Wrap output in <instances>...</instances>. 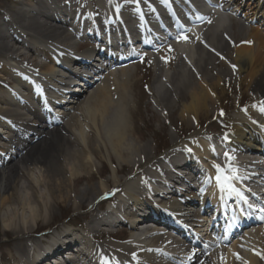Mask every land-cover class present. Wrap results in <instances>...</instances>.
<instances>
[{
  "label": "bare ground",
  "instance_id": "obj_1",
  "mask_svg": "<svg viewBox=\"0 0 264 264\" xmlns=\"http://www.w3.org/2000/svg\"><path fill=\"white\" fill-rule=\"evenodd\" d=\"M206 7L216 13L188 5L187 0H10L0 11V223L7 238L4 245L13 251L4 258L5 264H52L51 255H63L64 250L71 252L65 264H264V221H256L264 214L259 211L263 203L253 216L237 196L221 190L216 182L207 185L206 176L199 178L216 175L212 165L219 164L235 169L238 178L233 186L243 195L246 188L264 182L260 157L264 155V110L258 105L264 103V42L249 33L244 41L229 46L236 38L222 29L221 22L228 19L233 30L241 31L253 19L252 7L241 13L236 0H213ZM238 12L240 22L234 18ZM156 24L170 33L157 30ZM185 24L193 35L201 30L199 37L195 35L197 40L182 35ZM130 36L144 41L142 49ZM82 38L92 45L79 53L87 46L80 42ZM146 39L166 43L160 54L145 57L155 64L154 86L148 92L157 113L170 116L176 109L181 121L198 127L225 109V91L235 93L228 87L230 81L249 91V100L258 102L235 109L227 117L225 134L211 149L202 139L212 137L196 129V138L174 143L172 139L171 150L149 152L148 144L139 145L132 137L133 67H120L118 62L136 56L132 47L127 51L134 41L144 53ZM182 43L190 49L180 48ZM107 54L119 58L101 60ZM38 57L46 62L40 63ZM100 60L102 70L97 71ZM164 66L170 73H164ZM28 93L29 100L24 97ZM58 136L71 148L54 170L53 162L41 155L47 145L40 147ZM33 147L39 149L28 156ZM224 147L232 153L224 152ZM217 158L220 163L215 162ZM105 161L111 169L108 178L95 172L97 164ZM123 166L130 171L120 177ZM80 182L87 187L76 190ZM148 189L163 197L160 202L152 201ZM99 195L109 198L110 211L98 205L97 210L93 208ZM87 202L90 207L84 212L86 224L81 232L52 233L56 240L41 249L44 240L34 237L38 231L49 234L57 212L64 213L67 206L77 212ZM210 206L231 220L223 225V236L232 229L233 235L227 245L219 247V241L207 240V250L212 252L205 256L203 249L192 251L188 241L174 239L170 226L176 224L175 218L197 230L206 228ZM122 213L128 240L120 244L103 241L109 235L106 228L116 225ZM155 221L162 224L152 225ZM239 228L243 231L237 234ZM182 232L190 235L188 230ZM81 239L85 244L77 245ZM91 239L97 243H89ZM78 247L84 251H76Z\"/></svg>",
  "mask_w": 264,
  "mask_h": 264
},
{
  "label": "rangeland",
  "instance_id": "obj_2",
  "mask_svg": "<svg viewBox=\"0 0 264 264\" xmlns=\"http://www.w3.org/2000/svg\"><path fill=\"white\" fill-rule=\"evenodd\" d=\"M86 1V0H85ZM10 3V0H0V11H2L4 8H7ZM236 3H238L241 13L249 11L252 7V10L255 11L253 13V19H250L251 21L246 24L244 28L241 29V31H236L231 28L230 21L227 22H221V24H225L224 31L226 33H230V35L234 34V37L236 40L234 41L232 38V43L229 46H232V44L240 43L244 41L246 38L250 37L248 36L249 33L255 35L258 37L260 41L264 42V0H236ZM242 16L238 15L235 16V20L242 21ZM215 35H219V33H215ZM73 42H77L76 39L73 40ZM83 44H89L86 40L81 41ZM87 42V43H84ZM187 47V45H185ZM87 48V47H86ZM161 48V47H160ZM23 54H26V51H21ZM147 55L154 53L160 54L161 51L155 50V51H146ZM179 56V55H178ZM179 58V57H177ZM38 61L42 64H44L46 61L45 59H41V57H38ZM190 61V59H189ZM133 66V72H134V81L132 90L130 92V103H129V112L131 115L130 123L133 125L135 133L132 135L135 142H137L139 145H147L148 144V151L155 152V154L159 153L160 151H165L166 149L171 150L172 145V139L173 143L176 139L184 140L189 137L196 138V136H193V132L198 129L200 131V134H203L206 136L209 135L215 139L219 138L220 133L225 132L227 129H223V126L226 124L227 117L233 116L234 110L238 107H244L246 104H254L258 101L249 100V96L251 93L249 91L246 92L245 88H239L238 84L234 81H230V86L235 90V93H231L229 90L225 91L226 99L222 103L224 105L223 111L221 114H219L216 119L214 118H207L200 122L198 127L194 125V123L187 125L179 118V112L178 110H172V113L170 116H167L163 113H157L155 109L153 108V105L150 104L151 96L148 92V89L151 86H154L155 81V64L153 61L144 59H138V61H134V63L130 64ZM165 69L164 73H170L167 70V67H163ZM163 73V74H164ZM264 81V78H263ZM26 99H28L30 96H25ZM241 102L239 103V100ZM248 98V99H247ZM260 105L262 109H264V103L258 104ZM33 107V106H32ZM64 121H62L61 124H63ZM59 139H57L55 142L49 143V140H46L45 144H42L40 148H42L43 145H47V151L46 153L41 152V155L44 157L45 161L53 162L54 170H57L60 165V159H62L63 155L65 153H68L70 150V146L67 145L66 141L58 136ZM45 141V140H44ZM42 142V141H41ZM176 142V141H175ZM6 146V145H5ZM8 147V146H7ZM37 148H34L30 151H28L27 155L30 156L32 153H36ZM102 155L104 156L105 152L101 150ZM161 153V152H160ZM35 155V154H34ZM112 160V164L115 166V162ZM216 160H220L216 159ZM110 166L108 162H104L102 164H97L95 172L97 174H100L101 177H109L111 171ZM130 171L129 168L123 166L119 171L118 174L120 177L125 176ZM98 179L95 178L93 181L94 184L98 183ZM18 184L22 183V180L19 178L17 180ZM76 186V185H75ZM110 186V185H109ZM87 187L85 182H80L75 188L76 190H80ZM100 197L93 205V208H96L98 205L101 207L103 199V195H99ZM73 197V194H72ZM101 202V204H100ZM89 204L88 202L85 203L81 210L75 212L72 207L67 206V209L64 213L59 214L58 212L55 214V222L52 224L51 228L49 229L50 232H56L59 230H64L65 228L71 226V229L78 230L81 232L82 228L86 224V220L83 218L84 212H89ZM104 209V206H102ZM97 210V208H96ZM0 223V264H5L4 258L9 257L8 253H12V246L7 245L5 246L4 242H6L7 238L3 237V232L1 228ZM105 230V229H103ZM106 230L109 232V234L106 238H103V241L112 243V244H120L124 243L128 240L129 236V230L124 226L119 227H112V228H106ZM9 235V233H6ZM43 234H39L38 236H34L37 239H46L48 240L50 236H42ZM212 251H209L206 253L205 256H208L207 254H210ZM7 256V257H6ZM51 260V259H50ZM204 264H207L204 262Z\"/></svg>",
  "mask_w": 264,
  "mask_h": 264
},
{
  "label": "snow or ice",
  "instance_id": "obj_3",
  "mask_svg": "<svg viewBox=\"0 0 264 264\" xmlns=\"http://www.w3.org/2000/svg\"><path fill=\"white\" fill-rule=\"evenodd\" d=\"M199 19L203 20V17H199ZM210 23V21H209ZM178 39L186 40L187 37H178ZM250 43V42H249ZM227 156V154H225ZM228 159H231L230 157ZM212 167L216 170L217 175L215 176V180L217 185L221 188V190H226L229 194H234L239 198V200L243 201L248 205L249 208H252L253 211H257V209L253 208L251 204H248L247 199L244 197L243 193L238 191L232 184V181L237 179L236 171L233 168H222L219 164H213ZM230 173V174H229ZM261 213H264V208L259 209ZM258 219L264 221V214L258 217ZM239 259V257H237Z\"/></svg>",
  "mask_w": 264,
  "mask_h": 264
}]
</instances>
